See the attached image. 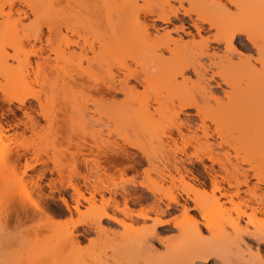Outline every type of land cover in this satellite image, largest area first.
<instances>
[{"label":"bare ground","instance_id":"obj_1","mask_svg":"<svg viewBox=\"0 0 264 264\" xmlns=\"http://www.w3.org/2000/svg\"><path fill=\"white\" fill-rule=\"evenodd\" d=\"M53 3L74 9L56 11L47 33L34 30L23 58L0 50V76L14 69L10 61H17L19 71L11 88H0V194L8 183H18L0 216V264H125L123 252L134 247L153 264H197L212 257L219 264H241L230 252L242 244L251 250L246 235L259 247L256 263L241 255L243 264H262L264 0ZM14 5L8 12L0 6V31L28 18L22 10L13 12ZM173 19L179 24L171 30L156 25ZM61 63L73 66L74 74H65ZM34 74L37 79H30ZM41 80L50 90L74 87V103L63 99L51 114L37 90ZM72 114L74 138L84 139L76 143L77 167L65 176L59 158L44 159L25 142L46 124L60 123L68 137ZM10 136L23 138L19 143L26 149L1 147ZM9 169L23 171L13 177ZM125 169L133 173L131 186L109 187L108 172ZM56 194L59 212L50 203ZM53 207L57 216L72 219L59 236L53 235L61 227ZM231 211L237 218L228 223L229 234L222 224ZM174 229L177 236L169 234ZM90 233L111 242L114 253H84L86 240L95 244Z\"/></svg>","mask_w":264,"mask_h":264},{"label":"rangeland","instance_id":"obj_2","mask_svg":"<svg viewBox=\"0 0 264 264\" xmlns=\"http://www.w3.org/2000/svg\"><path fill=\"white\" fill-rule=\"evenodd\" d=\"M3 1V3H2ZM54 0H0V6L3 4L4 7V11L8 12L9 9H12L10 4L11 3H15V7L13 8V12H16L17 10H22L23 13H27L28 18H24L23 24L20 23H10V24H4L0 31V50H4L6 52V54L10 55V56H15L18 58H23L25 56L26 53H29L30 50L32 49L31 45L33 42H31V44L28 41V37L33 34L34 30L39 29V28H43L45 33H47V26L50 25L52 23V21L55 19L56 17V11L59 12H70L69 10L74 9V6H68L66 4H62V5H58V3L56 5H54L53 3ZM35 13V14H33ZM17 15H14L15 18ZM5 19L0 18L1 22H4ZM179 22L175 19H173V23L164 25V24H160L159 22H156V25L158 27L164 28L167 27L169 30L173 29L174 25H178ZM153 30V29H152ZM159 30H161L159 28ZM162 31V30H161ZM172 35L174 37H177V35L175 33H172ZM39 46V45H38ZM32 61H37L38 59L35 57H31ZM11 66L14 68L13 70H9L7 73L4 74V76H0V88L2 89H9L11 88V84L10 81L14 80L15 77H19V71H18V63L17 61H10ZM61 67H65V74H74V68L72 67H67L66 64L61 63L60 64ZM10 76H13L11 78H9ZM37 79V75H32L30 76V79ZM43 82V80L38 81L36 86H37V90H41L42 91V95L43 98L45 100V109L47 111H49L51 114H55L56 109H57V104L61 103V101L64 99L66 100L68 103H70V105H72V103H74V87H64V86H57L56 89L54 90H50V87L47 86H41L39 85V83ZM2 95L1 91H0V96ZM14 109V107H13ZM16 117H22L21 112H17L16 113ZM183 119H187L186 117H183ZM191 120H194L193 118H191ZM195 121V120H194ZM43 123V122H42ZM60 123H58L56 126L54 127H48V125L46 124L45 127L43 128V130H41L40 134L36 137L33 138H28L26 145L29 146L30 149L36 151V153H39L40 156L42 158H47L46 155H48L49 157L52 158H59L60 162H61V169H63L62 173L65 174V176H69V174H72L74 172V168L77 167V164L79 163L77 157H75L76 152H77V148H76V143H79L81 141H83V137L82 136H76L74 138V114H72V119L69 122V132H68V137L65 138V134L60 133L61 130L60 129ZM12 140V141H9ZM24 140L23 138L21 139L20 137H15V136H10L9 138L5 139V141H3V143L1 144V147H3L4 149L8 150V149H12V148H18V149H26L23 146L20 145L19 141ZM75 144V145H74ZM24 152V150H22ZM71 155H73V159H71ZM86 158H90L89 156H85ZM53 163H49V166L52 168ZM81 169V168H80ZM43 170V167H39L38 169H36L35 171L29 172L27 176L24 177V182L29 183L31 180V177H36L39 174V171ZM23 170L20 171H13L12 169H9V175L12 174L13 177H15V175L20 172H22ZM124 172V173H123ZM122 173L118 172V171H111L108 172L109 176H108V180H107V184L109 187H111L112 189H121L123 187H130V179L133 176V173L128 171V170H124ZM48 177H50V175L48 174ZM54 178L59 179L58 175H54ZM137 180H140L139 178H137ZM17 182L15 183H8V185H6L3 188L2 193L0 194V216L5 215L6 211L9 209L10 205L12 204V198L15 195V187L17 186ZM130 185V186H129ZM30 187V185L28 186ZM56 197L51 200L50 203H52V206H58V208L56 210H58L57 212L61 211L63 208V205H61V202L58 199V195H55ZM242 197H245V195L243 194ZM247 197V196H246ZM59 201V202H58ZM54 202V203H53ZM59 204L62 206H59ZM228 207H230V205H228ZM55 208L53 207V211L51 210V213L54 214V216H56L54 218V220L56 219V222L59 223L61 225L60 228L56 229L55 231H53V235L54 236H59V234H62L67 227H70L72 219L69 216H57L56 210L54 212ZM65 210V208L63 209ZM191 215H195L197 214L196 211H191L190 212ZM230 216L225 217L228 218L226 219V224L225 222L222 224L225 227V231L227 233H232V230L229 226V222L230 220H234L237 218L236 212L231 211L230 212ZM171 218V217H169ZM168 218V219H169ZM242 224H244V222H242ZM43 225V224H42ZM105 227L107 228H111L113 230L116 231H121V227H119L116 224H110L108 222H104ZM204 234L207 237H210L211 234L210 232H208L204 227H202ZM174 234L175 236H177L179 234V232L174 229L171 232H169V234ZM42 234H49V231L46 229H43ZM41 234V235H42ZM177 234V235H176ZM163 235V234H162ZM165 236V235H164ZM96 235H94V233H90L89 234V238H93V240H95V244H90L88 242V240H86V249L84 250V253H89L92 251H105L108 255H112L114 253V250H116V248L114 249V247L112 246V243L109 242L108 240H104L105 238L101 239H96ZM243 239L245 240V242L252 246L251 250H249L247 248L246 245L242 244L241 245V250L237 251L235 249H233V253L230 252V256L234 261H238L239 263L243 264L245 263V261H251L254 262L256 259L255 256L256 255V250L259 247L258 243L250 236L246 237L243 236ZM102 240V242H101ZM177 238H176V242H177ZM180 240V239H179ZM98 241V242H97ZM104 241V242H103ZM175 242V244L177 245V243ZM88 243V244H87ZM99 243V244H98ZM154 246L160 251L163 252L165 251L164 246L161 245L160 243H158L157 241H154ZM106 247V248H105ZM113 247V248H112ZM102 248V249H101ZM114 249V250H113ZM131 251H126L127 253L123 252V259L125 264H150L152 263L149 259L150 256L147 255V252L145 253L143 252H139V250H137V247L134 248H130ZM245 249H247V252L245 251ZM113 250V251H112ZM244 252V253H243ZM249 252V253H248ZM3 252H0V254H2ZM149 254V252H148ZM234 254V255H233ZM150 255V254H149ZM241 255L244 257H241ZM142 256H147L146 257H142ZM128 257L131 259H128ZM247 259V260H243V259ZM148 261H147V260ZM149 262V263H148ZM256 263V261H255ZM153 264V263H152ZM197 264H219L217 261V258H211L209 259V261L207 262H197Z\"/></svg>","mask_w":264,"mask_h":264},{"label":"snow or ice","instance_id":"obj_3","mask_svg":"<svg viewBox=\"0 0 264 264\" xmlns=\"http://www.w3.org/2000/svg\"><path fill=\"white\" fill-rule=\"evenodd\" d=\"M122 166H127L128 165V162L127 161H124V160H122V161H120L119 162ZM39 171V170H38Z\"/></svg>","mask_w":264,"mask_h":264},{"label":"clouds","instance_id":"obj_4","mask_svg":"<svg viewBox=\"0 0 264 264\" xmlns=\"http://www.w3.org/2000/svg\"><path fill=\"white\" fill-rule=\"evenodd\" d=\"M245 251L247 252V249H245ZM262 264H264V262H262Z\"/></svg>","mask_w":264,"mask_h":264}]
</instances>
